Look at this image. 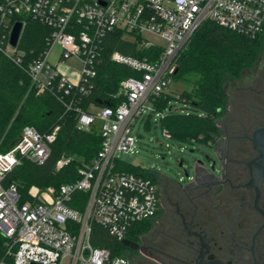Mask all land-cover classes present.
I'll return each mask as SVG.
<instances>
[{"label":"built area","instance_id":"2783aa9c","mask_svg":"<svg viewBox=\"0 0 264 264\" xmlns=\"http://www.w3.org/2000/svg\"><path fill=\"white\" fill-rule=\"evenodd\" d=\"M15 17H29L52 29L47 49L25 68L32 89L74 112L78 130L88 132L98 123L102 141L96 156L78 168L75 182L56 191L32 187L24 201L16 186L5 182L6 176L23 161L42 165L59 127L40 134L23 126L10 149L0 150V236L4 240L0 264H129L124 257L92 246L90 235L96 224L121 242L135 224L152 220L159 210L156 182L116 167L119 156L135 146L133 127L148 115L156 120L163 117L153 104L168 94L175 58L203 22L255 38L264 31V0H4L0 51L21 66L18 43L14 48L9 45L14 23L23 26L22 21L11 22ZM116 31L138 49H149L153 58L112 52L109 61L130 68L135 76L119 82L117 107L91 105L84 110L80 101L95 88L103 40ZM55 45L59 53L52 65L49 55ZM69 59L81 64L73 82L56 68ZM68 162L57 161L55 171ZM78 193L85 195L80 208L72 206Z\"/></svg>","mask_w":264,"mask_h":264},{"label":"trees","instance_id":"16d2710c","mask_svg":"<svg viewBox=\"0 0 264 264\" xmlns=\"http://www.w3.org/2000/svg\"><path fill=\"white\" fill-rule=\"evenodd\" d=\"M4 0H0V3ZM23 22L17 52L22 58L21 66L16 65L0 51V150L7 151L16 141L23 126H31L44 134L58 126L55 141L50 145V153L42 165L23 161L7 174L5 182L16 186L21 200L27 197L32 187L43 191L58 190L62 185L75 182L78 168L90 162L100 150L101 135L98 123L88 132L76 128V115L66 111L52 96H35L25 68L32 60L38 59L47 49V39L52 29L29 17H15ZM249 38L234 31L205 21L192 34L186 46L174 61L175 72L172 81L183 80L190 84V90L177 96L165 94L153 104L155 112L164 114L155 121L161 131H165L175 144H197L208 146L219 138L218 121L227 113L229 98L224 86L230 81H238L241 74L251 70L260 54V37ZM7 35V31H5ZM142 58L149 57V49H138L135 42L124 39L121 31L110 33L102 43L100 62L96 70L95 88L86 98H81L80 106L87 110L117 107L121 99L115 97L119 82L135 76L130 68L109 61L112 52ZM148 59V60H149ZM171 102L182 104L181 111L172 109ZM170 108V110H168ZM152 115L144 124L148 125ZM64 159L67 164L55 171L56 162ZM118 171L136 176L156 178L149 171L137 166L117 161ZM73 207L82 206L85 195L76 194ZM152 220L135 224L127 239L136 241L145 233ZM90 243L92 246L107 249L113 256L127 258L126 247L114 240L107 231L93 224ZM4 240L0 236V256L4 252Z\"/></svg>","mask_w":264,"mask_h":264},{"label":"flooded vegetation","instance_id":"af4514ba","mask_svg":"<svg viewBox=\"0 0 264 264\" xmlns=\"http://www.w3.org/2000/svg\"><path fill=\"white\" fill-rule=\"evenodd\" d=\"M233 97L208 168L197 162L190 176L180 160L184 184L156 172L159 210L130 240L137 249L126 247L129 264H264V153L253 142L264 129V74Z\"/></svg>","mask_w":264,"mask_h":264},{"label":"rangeland","instance_id":"374dc122","mask_svg":"<svg viewBox=\"0 0 264 264\" xmlns=\"http://www.w3.org/2000/svg\"><path fill=\"white\" fill-rule=\"evenodd\" d=\"M22 34V32H21ZM261 54L251 70H246L241 74L238 81H230L225 84L224 89L229 98L228 113L233 111L235 89L241 87L243 84L252 81L257 75L264 74V33L260 37ZM59 53V46L55 45L50 51L49 62L52 65L57 63V55ZM57 70L66 76L70 81H75L77 72L81 68V64L76 59H69L63 65L57 64ZM190 90V84L177 80L172 81L168 88V93L177 96L183 91ZM43 94L35 93V96ZM233 101V103H232ZM172 109L181 111L182 104L179 102H171ZM155 117H152L150 123L145 125L144 122L139 121L132 130L131 136L134 137L135 146L126 154L120 155L121 161L140 167L147 171H153L156 175L160 173L169 179L186 182L183 175V170L178 168L180 160L184 161V169L188 168L189 175H193V168L195 163H202L204 168H208L206 155L212 156L213 153L208 146L197 144H175L166 139L160 128L155 124ZM220 121V120H219ZM219 121L217 123H219ZM156 178V176H154Z\"/></svg>","mask_w":264,"mask_h":264},{"label":"water","instance_id":"95a60500","mask_svg":"<svg viewBox=\"0 0 264 264\" xmlns=\"http://www.w3.org/2000/svg\"><path fill=\"white\" fill-rule=\"evenodd\" d=\"M22 28H23V26L20 22L14 23V25L10 31V34H9V45L12 48L16 47V45L19 41L21 32H22ZM253 142L255 144V147L259 148L261 150V153H264V129H261L255 133L254 138H253ZM206 160L209 161L208 158H206ZM179 165H181V164H179ZM121 244L123 246L131 249V250H136L138 247L137 244L133 243L132 241H130L128 239L122 240Z\"/></svg>","mask_w":264,"mask_h":264}]
</instances>
